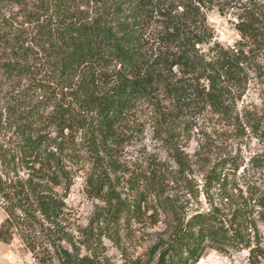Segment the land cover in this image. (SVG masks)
<instances>
[{
  "label": "trees",
  "instance_id": "1",
  "mask_svg": "<svg viewBox=\"0 0 264 264\" xmlns=\"http://www.w3.org/2000/svg\"><path fill=\"white\" fill-rule=\"evenodd\" d=\"M95 1L118 20L62 21L46 51L59 72L61 88L28 107L13 101L1 104L3 81L15 91L32 73V64L31 49H19L0 31V54L7 49L14 54L13 62L1 65L0 78V200L7 215L0 241L10 243L17 237L37 264H99L85 256V247L89 249L95 238L94 223L75 231L66 217V193H60V188L68 192L72 182V158L65 153L69 137L84 134L100 171L87 182L107 203L97 222L107 226L126 204L108 170H119L114 157L119 130L136 106L149 102L161 107L169 101L181 112L196 105L226 114L243 88L249 56L242 47L225 49L218 43L204 50L214 38L207 12L217 8L226 15L233 10L242 38L262 42L264 0ZM49 106L52 111L46 114ZM246 120L253 132L264 135V117L247 114ZM22 170L27 177L20 175ZM207 184L208 195L214 186L230 198L222 171L211 172ZM248 192L254 200L256 193ZM258 200L264 208V197ZM250 218V210L241 205L230 219L216 207L186 222L178 219L158 264H196L207 249L225 254L246 250L250 264H264V245L257 231L254 236L249 231Z\"/></svg>",
  "mask_w": 264,
  "mask_h": 264
},
{
  "label": "rangeland",
  "instance_id": "2",
  "mask_svg": "<svg viewBox=\"0 0 264 264\" xmlns=\"http://www.w3.org/2000/svg\"><path fill=\"white\" fill-rule=\"evenodd\" d=\"M107 15L95 0H0V31L19 49H31L32 64V73L15 91L3 81L5 101L1 104L13 101L28 107L60 89L59 72L46 53L58 26L71 18L118 20ZM207 22L214 38L204 46L206 52L218 43L225 49L242 47L248 54L243 88L230 101L226 114L196 105L181 112L169 101L161 107L149 102L136 106L119 130L114 156L119 170H108L116 193L126 204L107 226L97 223L107 203L88 187L89 176L97 177L100 171L84 134L78 132L66 142L65 153L72 158L68 162L71 187L68 192L60 188V193H66V217L75 231L94 223L95 238L89 249L85 247V256L94 257L99 264H158L160 253L173 239L178 219L186 222L195 213L215 207L230 219L237 207L245 205L252 221L249 231L252 236L257 231L264 245V208L258 202L264 197V135L253 132L246 120L247 114L264 117V23L260 25L262 42L254 44L237 31L233 10L221 15L215 8L207 12ZM13 61L12 49L0 54V78L1 65ZM170 110L172 116L167 115ZM51 111L47 107L46 114ZM50 130L55 137L56 132ZM215 170L228 178L225 194L229 199L214 186L207 194V176ZM20 175L27 177L23 170ZM249 190L256 193L254 200ZM6 218L0 200V227ZM99 226L103 229L98 230ZM0 264L37 262L15 237L10 243L0 241ZM196 264L250 263L246 250L225 254L207 249Z\"/></svg>",
  "mask_w": 264,
  "mask_h": 264
}]
</instances>
